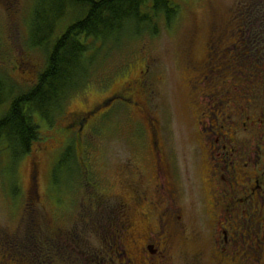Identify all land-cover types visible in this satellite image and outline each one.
I'll return each mask as SVG.
<instances>
[{
    "label": "flooded vegetation",
    "instance_id": "flooded-vegetation-1",
    "mask_svg": "<svg viewBox=\"0 0 264 264\" xmlns=\"http://www.w3.org/2000/svg\"><path fill=\"white\" fill-rule=\"evenodd\" d=\"M263 7L257 10L259 17L242 12L238 23L215 32L203 61L190 65L188 107L197 120L195 161L201 167L190 208L183 207L178 185L157 148V132L151 128L156 171L149 182H154L133 186L124 180V194L91 195L89 205L83 204L82 224L53 227L59 244L40 236L37 245L33 242L31 257L20 247L17 264H264ZM127 82L90 109L67 114L66 132L75 136L64 148L73 142L79 160L80 136L95 111L108 101L112 105L117 97L128 106L144 87V82ZM65 190L72 194L70 187Z\"/></svg>",
    "mask_w": 264,
    "mask_h": 264
},
{
    "label": "rangeland",
    "instance_id": "rangeland-1",
    "mask_svg": "<svg viewBox=\"0 0 264 264\" xmlns=\"http://www.w3.org/2000/svg\"><path fill=\"white\" fill-rule=\"evenodd\" d=\"M172 1L178 14L170 26L164 22L156 36L144 35L115 53L91 84L65 103L52 124L35 115L41 141L17 166L7 153L0 154V264H17L20 247L31 257L33 242L37 245L40 236L54 238L51 244L58 245L59 232L51 229L82 224L83 204L89 205L91 195L124 194V180L133 186H148L156 171V153L151 157L148 136L151 128L157 132V148L178 185L183 207L190 208L193 185L201 181V167L195 161V149L199 155L195 146L198 125L188 107V83L193 76L190 65L203 61L214 33L229 23H238L242 12L259 17L257 10L264 6V0ZM37 3L18 0V4H7L0 0V85L7 91L16 84L32 87L45 66L44 53L26 47L30 40L27 24ZM261 11L264 16V7ZM100 59L101 55L97 61ZM133 80L144 82L137 97L128 106L117 97L111 106L97 109L90 126L82 131V147H77L82 164L70 181L69 196L65 186L60 189L69 181L67 174L62 175L59 186L53 181V167L66 142L75 136L66 132L70 123L65 120L67 114L90 109ZM3 113L1 109L0 117ZM35 166L37 187L33 184ZM67 168L66 164V172ZM31 229L45 233L28 232Z\"/></svg>",
    "mask_w": 264,
    "mask_h": 264
},
{
    "label": "trees",
    "instance_id": "trees-1",
    "mask_svg": "<svg viewBox=\"0 0 264 264\" xmlns=\"http://www.w3.org/2000/svg\"><path fill=\"white\" fill-rule=\"evenodd\" d=\"M177 14L172 0H38L27 24L26 47L43 52L45 66L32 87L16 84L7 91L0 85V154L7 153L17 166L41 141L35 115L52 124L65 103L90 85L115 53L144 35L156 36L160 25L170 26ZM79 161L72 142L53 167L58 186L63 174L69 177L60 189L72 186Z\"/></svg>",
    "mask_w": 264,
    "mask_h": 264
},
{
    "label": "water",
    "instance_id": "water-1",
    "mask_svg": "<svg viewBox=\"0 0 264 264\" xmlns=\"http://www.w3.org/2000/svg\"><path fill=\"white\" fill-rule=\"evenodd\" d=\"M110 103H108L106 106H108Z\"/></svg>",
    "mask_w": 264,
    "mask_h": 264
}]
</instances>
